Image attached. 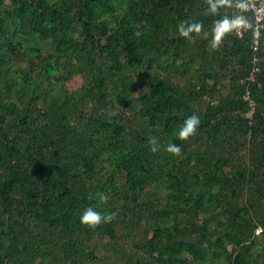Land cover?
Segmentation results:
<instances>
[{
  "label": "trees",
  "instance_id": "obj_1",
  "mask_svg": "<svg viewBox=\"0 0 264 264\" xmlns=\"http://www.w3.org/2000/svg\"><path fill=\"white\" fill-rule=\"evenodd\" d=\"M207 8L0 0V264H264V30L256 50L252 12Z\"/></svg>",
  "mask_w": 264,
  "mask_h": 264
},
{
  "label": "clouds",
  "instance_id": "obj_2",
  "mask_svg": "<svg viewBox=\"0 0 264 264\" xmlns=\"http://www.w3.org/2000/svg\"><path fill=\"white\" fill-rule=\"evenodd\" d=\"M208 8L206 14L216 15L219 13L221 8H235L239 12H245L250 7V0H206ZM252 25L242 14H237L232 17L227 15L214 21L213 27L211 28V39L209 41V47L212 50H218L223 43L225 37L230 33L236 32L239 34L241 30L251 28ZM204 25L199 22H181L178 24L179 35L192 39V34L197 35L203 32ZM207 36V33H205ZM249 113V112H248ZM200 125V118L197 115L189 116L184 120L183 125L178 130L177 136L180 140H188L190 137L196 134V131ZM151 151L156 152L159 150L158 143L155 138L149 140ZM165 150L175 156L181 154V148L175 143H168L165 146ZM99 200L103 203H107L108 196L98 193ZM114 219L113 214H102L93 207H87L81 213L80 222L92 229L97 228L102 223H110Z\"/></svg>",
  "mask_w": 264,
  "mask_h": 264
},
{
  "label": "built area",
  "instance_id": "obj_3",
  "mask_svg": "<svg viewBox=\"0 0 264 264\" xmlns=\"http://www.w3.org/2000/svg\"><path fill=\"white\" fill-rule=\"evenodd\" d=\"M252 12L254 14V31H255V49L257 50L259 48V41L261 38V31L264 30V0H250V7L247 11L242 13ZM245 30H241L238 34V36H242ZM247 99L251 100V104H254L255 102L251 98V93H247ZM251 111L254 110V106H252ZM249 116H251V113H249Z\"/></svg>",
  "mask_w": 264,
  "mask_h": 264
},
{
  "label": "rangeland",
  "instance_id": "obj_4",
  "mask_svg": "<svg viewBox=\"0 0 264 264\" xmlns=\"http://www.w3.org/2000/svg\"><path fill=\"white\" fill-rule=\"evenodd\" d=\"M80 85V84H79ZM78 86V85H77ZM76 87V86H75Z\"/></svg>",
  "mask_w": 264,
  "mask_h": 264
}]
</instances>
